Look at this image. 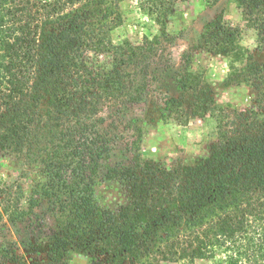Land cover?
Listing matches in <instances>:
<instances>
[{"label":"trees","instance_id":"obj_1","mask_svg":"<svg viewBox=\"0 0 264 264\" xmlns=\"http://www.w3.org/2000/svg\"><path fill=\"white\" fill-rule=\"evenodd\" d=\"M135 1L161 26V36L108 42L123 14L112 18L103 1L96 8L95 0H0V154L30 151L47 129H60L62 137L52 152L33 159L37 170L27 195L21 184L15 191L0 184V220L3 214L13 222L29 218L47 204L54 218L48 264H68L74 255L113 264H264V63L241 43L239 27L216 17L202 38L228 62L225 85L252 88L251 104L226 108L190 66L179 78L180 94L165 102L169 115L184 123L215 120L209 153L169 164L156 153L144 155L142 140L134 139L130 162L110 165L111 139L98 127L101 106L144 101L129 85V68L160 43L184 0ZM202 1L206 7L219 2ZM235 1L264 49V0ZM103 184L124 191L117 210L101 200ZM16 264L28 262L18 256Z\"/></svg>","mask_w":264,"mask_h":264},{"label":"rangeland","instance_id":"obj_2","mask_svg":"<svg viewBox=\"0 0 264 264\" xmlns=\"http://www.w3.org/2000/svg\"><path fill=\"white\" fill-rule=\"evenodd\" d=\"M95 1L96 8H100L101 1L105 2L102 7L114 12L112 18L118 11L123 14L122 25L106 34L108 42L125 39L138 42L145 36L151 40L161 36V26L145 16L136 7L135 0H124L118 4L115 0ZM216 17H221L227 25L239 27L242 31L241 43L252 51L258 62L264 63V49L258 47L256 29L244 21L242 9L235 0H219L211 7H206L202 0L180 2L175 15L168 21L167 34L160 38V43H156L153 50H147L129 68L133 79L129 85H133V91L144 93V101L132 103L129 98H124L105 102L101 106L97 118H103L104 122L99 123L98 127L111 139L110 165L130 162L134 139L142 140L144 155L156 153L169 164L194 163L209 153L211 144L217 138L215 120L193 117L184 123L180 117H171L165 109L167 97L180 94L179 78L188 66L192 71L202 72L204 83L210 86L215 100L226 108H230L229 105L245 108L251 104L255 95L252 88L236 84L226 86L224 78L228 73V62L216 56L204 44L202 35L205 25ZM40 138V144L21 155L0 154V184H11L13 191L18 190L16 186L21 184L27 195L37 170L33 159L37 155L46 156L62 141L58 128L44 130ZM27 173L29 177L22 178ZM98 193L102 195L101 200H105L104 203L114 210L126 202L124 191L116 187L109 188L103 184L99 186ZM53 225L54 218L47 204L36 208L31 217L16 222L3 214L0 220V264H16L18 256L25 258L28 264H48L47 237ZM68 264L113 263L106 257L90 262L86 256L74 255ZM195 264H219V261L199 259Z\"/></svg>","mask_w":264,"mask_h":264}]
</instances>
